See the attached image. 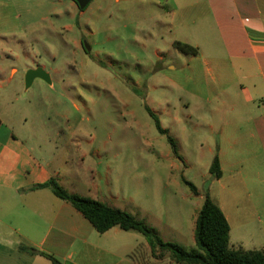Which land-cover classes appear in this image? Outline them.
I'll use <instances>...</instances> for the list:
<instances>
[{
	"label": "rangeland",
	"instance_id": "rangeland-1",
	"mask_svg": "<svg viewBox=\"0 0 264 264\" xmlns=\"http://www.w3.org/2000/svg\"><path fill=\"white\" fill-rule=\"evenodd\" d=\"M163 5L92 0L80 10L73 0H0V121L2 130L31 138L68 192L125 210L190 250L206 193L231 199L227 191L242 186L238 167L226 166L222 179L209 169L220 151L237 160L244 144L229 142L240 134L228 124L241 122L246 104L236 89V109L223 105V80L208 69V48H175L182 32L164 26ZM37 68L51 82L36 78L28 87L27 74ZM115 228L118 243L137 247L121 264H175L168 253L153 257L142 234ZM239 232L233 223L235 248Z\"/></svg>",
	"mask_w": 264,
	"mask_h": 264
},
{
	"label": "crops",
	"instance_id": "crops-1",
	"mask_svg": "<svg viewBox=\"0 0 264 264\" xmlns=\"http://www.w3.org/2000/svg\"><path fill=\"white\" fill-rule=\"evenodd\" d=\"M163 4L164 26L182 32L178 42L195 48L197 54L201 46L208 48V69L223 80L227 110L237 107L236 89L245 97L243 119L228 124L238 128L234 134H240L229 142L244 146L239 147L236 161L226 159L223 151L218 155L222 178L226 166L238 167L242 186L227 191L231 199L225 194L212 200L229 221L233 249L264 251V0H163ZM1 122L0 264H51L44 256L21 251L20 246L53 255L63 264L129 261L137 247L118 243L116 238L122 235L118 230L97 236L92 224L71 204L56 197L50 188H35L52 178L62 185L60 172L31 145V138L2 130ZM242 127L247 132L241 134ZM257 144H262L260 154ZM233 223L240 230L235 236L238 248L232 243Z\"/></svg>",
	"mask_w": 264,
	"mask_h": 264
},
{
	"label": "trees",
	"instance_id": "trees-1",
	"mask_svg": "<svg viewBox=\"0 0 264 264\" xmlns=\"http://www.w3.org/2000/svg\"><path fill=\"white\" fill-rule=\"evenodd\" d=\"M174 46L181 53L197 54V50L187 44L176 42ZM148 111L155 119L159 133L167 135L173 153L180 157L177 141L169 134L168 130L162 127L159 118L152 110L148 108ZM209 171L214 179L223 177L218 155L214 158ZM184 182L193 193H198V189L193 183L186 180ZM35 188H50L56 197L68 202L80 212L100 234H104L115 227L142 234L148 241L153 257L168 253L175 264H264V251L233 249L231 247L229 221L222 209L212 200L209 192L204 196V202L195 223L196 247L188 250L179 244L165 241L144 221L125 210L68 192L54 178L45 184L35 186ZM20 250L31 255L44 256L51 264H63L53 255L40 252L35 248L20 246Z\"/></svg>",
	"mask_w": 264,
	"mask_h": 264
},
{
	"label": "water",
	"instance_id": "water-1",
	"mask_svg": "<svg viewBox=\"0 0 264 264\" xmlns=\"http://www.w3.org/2000/svg\"><path fill=\"white\" fill-rule=\"evenodd\" d=\"M78 7L80 8V10H84L87 8V6L91 3L92 0H73ZM85 49L87 52L90 51V47L85 44ZM36 78H40L42 80H45L46 82H51L50 81V75L42 68H37L34 70H30L27 74V86L29 87L31 85V83L36 79Z\"/></svg>",
	"mask_w": 264,
	"mask_h": 264
},
{
	"label": "flooded vegetation",
	"instance_id": "flooded-vegetation-1",
	"mask_svg": "<svg viewBox=\"0 0 264 264\" xmlns=\"http://www.w3.org/2000/svg\"><path fill=\"white\" fill-rule=\"evenodd\" d=\"M83 46H84V43H83ZM85 49V48H84Z\"/></svg>",
	"mask_w": 264,
	"mask_h": 264
}]
</instances>
